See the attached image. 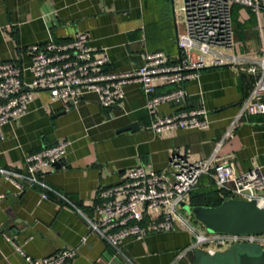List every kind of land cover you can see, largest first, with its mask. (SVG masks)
<instances>
[{"label":"crops","instance_id":"0c3cea01","mask_svg":"<svg viewBox=\"0 0 264 264\" xmlns=\"http://www.w3.org/2000/svg\"><path fill=\"white\" fill-rule=\"evenodd\" d=\"M182 0H0V61L13 62L28 82L30 50L47 41L65 42L85 32L95 57L106 55L103 72H125L139 67L145 51H163L176 60V36L184 28ZM178 18V19H177ZM233 45L225 53L246 60L264 58V9L231 6ZM209 61L210 58L206 57ZM228 63L198 71L179 87L184 98L145 108L140 84L123 85L117 104L103 107L93 93L77 104L50 101L48 90L32 92L27 112L1 127L0 168L25 172L24 157L42 147L68 141L59 162L46 167L42 180L52 189L41 197L37 186L18 192L0 173V264H28L24 254L42 258L66 248L76 249L66 264H118L115 250L94 233L97 194L119 184L137 166L163 170L172 154L190 162L212 153L226 158L235 173L259 168L264 173V114L236 119L253 76ZM156 92L177 87L154 81ZM203 106L208 127L170 128L154 132L152 119L181 109ZM136 123V128L120 130ZM218 143H220L218 145ZM202 176L199 186L207 185ZM198 186V185H197ZM5 235L10 239L7 240ZM183 227L149 234L141 240L124 239L121 249L136 264H195L194 250L178 255L191 242Z\"/></svg>","mask_w":264,"mask_h":264},{"label":"built area","instance_id":"2783aa9c","mask_svg":"<svg viewBox=\"0 0 264 264\" xmlns=\"http://www.w3.org/2000/svg\"><path fill=\"white\" fill-rule=\"evenodd\" d=\"M233 4L252 11L264 9V0H182L179 10L184 28L176 36L178 53L174 61L163 51H145L139 67L119 73L103 72L98 68L108 59L106 55L93 56L85 32H77L65 42L50 40L32 45L28 82L23 81L17 65L0 61V138L5 123L27 112L34 90H48L51 102L69 100L73 105L85 93H93L103 107H111L122 100L123 85L136 81L145 96V108L151 113L162 103L184 98L186 92L179 84L193 79L200 69L228 63L244 64L241 69L253 76L252 87L236 119L244 114H264V58L246 60L223 50L233 45ZM156 80L177 87L158 93L154 85ZM208 124L206 109L198 105L156 117L149 127L159 132L170 128L204 129ZM67 145L68 141H62L27 154L25 172L0 168V173L18 192L25 186H37L42 191L41 197L47 198V192L52 189L42 180L43 170L63 159ZM202 176L209 177L228 195L227 199L255 200L264 208V173L259 168L235 173L228 160L215 152L195 162L172 154L161 171L145 170L140 165L129 170L119 184L101 188L95 204L100 218L88 221L90 228L115 250L120 257L118 264H136L122 252L124 239L141 240L149 234L172 231L177 226L183 227L192 237L178 258L198 246L214 254L238 241H255L264 248V231L259 234L210 233L191 212L184 213L180 205L188 204L189 193ZM198 222L204 231L198 228ZM14 247L28 264H66L76 253V249L66 248L42 258H32L25 255L19 245L14 243Z\"/></svg>","mask_w":264,"mask_h":264},{"label":"water","instance_id":"95a60500","mask_svg":"<svg viewBox=\"0 0 264 264\" xmlns=\"http://www.w3.org/2000/svg\"><path fill=\"white\" fill-rule=\"evenodd\" d=\"M136 126V123H131L120 130L134 129ZM185 205L210 233L259 234L264 231V208L258 206L255 200L229 198L216 206ZM220 254L207 253L198 259L194 254L195 264H264V248L261 246L256 252L235 247L233 254Z\"/></svg>","mask_w":264,"mask_h":264},{"label":"trees","instance_id":"16d2710c","mask_svg":"<svg viewBox=\"0 0 264 264\" xmlns=\"http://www.w3.org/2000/svg\"><path fill=\"white\" fill-rule=\"evenodd\" d=\"M197 185L198 186H196L189 193L188 204L190 206H195V205L216 206L219 205L222 201L227 199L228 195L224 193L221 189H218L214 185L212 180L205 186H199V184Z\"/></svg>","mask_w":264,"mask_h":264},{"label":"rangeland","instance_id":"374dc122","mask_svg":"<svg viewBox=\"0 0 264 264\" xmlns=\"http://www.w3.org/2000/svg\"><path fill=\"white\" fill-rule=\"evenodd\" d=\"M180 208L185 211L184 212L185 214H190V211L187 210L186 205L184 206V203H181ZM196 224L201 231H204V228L201 226V224L199 222ZM235 247H240L241 249H245V250H248L250 252H256L260 249V245L258 244V242H255V241H238V242H232L228 246H225L224 248H222L221 250H218L216 252L222 253L220 255H225V254H230V253L233 254ZM194 254L196 256V259H198L200 257V255H207V252L203 247L198 246V247L194 248Z\"/></svg>","mask_w":264,"mask_h":264}]
</instances>
